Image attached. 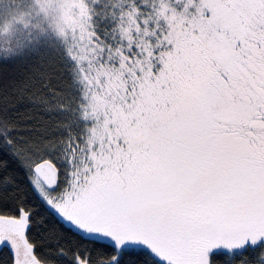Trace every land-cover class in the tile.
I'll return each mask as SVG.
<instances>
[{
  "label": "snow or ice",
  "instance_id": "obj_1",
  "mask_svg": "<svg viewBox=\"0 0 264 264\" xmlns=\"http://www.w3.org/2000/svg\"><path fill=\"white\" fill-rule=\"evenodd\" d=\"M38 7L64 47L0 56V264H264V0Z\"/></svg>",
  "mask_w": 264,
  "mask_h": 264
},
{
  "label": "trees",
  "instance_id": "obj_2",
  "mask_svg": "<svg viewBox=\"0 0 264 264\" xmlns=\"http://www.w3.org/2000/svg\"><path fill=\"white\" fill-rule=\"evenodd\" d=\"M39 0H0V56L17 44H25V52L57 54L63 40L55 33L50 19L39 11ZM101 7V5H97Z\"/></svg>",
  "mask_w": 264,
  "mask_h": 264
}]
</instances>
